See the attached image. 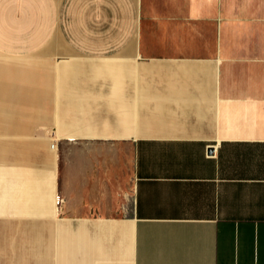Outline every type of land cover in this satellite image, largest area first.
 I'll list each match as a JSON object with an SVG mask.
<instances>
[{
  "label": "crops",
  "instance_id": "crops-1",
  "mask_svg": "<svg viewBox=\"0 0 264 264\" xmlns=\"http://www.w3.org/2000/svg\"><path fill=\"white\" fill-rule=\"evenodd\" d=\"M49 30L66 61H0V129L70 134L66 216L47 140H0V264H264V0H0V54Z\"/></svg>",
  "mask_w": 264,
  "mask_h": 264
},
{
  "label": "rangeland",
  "instance_id": "rangeland-1",
  "mask_svg": "<svg viewBox=\"0 0 264 264\" xmlns=\"http://www.w3.org/2000/svg\"><path fill=\"white\" fill-rule=\"evenodd\" d=\"M46 17L42 16L39 18V29L40 32L44 27H46ZM51 21H54V26H57V18L51 17ZM47 35V34H46ZM31 33L26 32L23 34V41L30 40ZM42 34L40 33V46L36 50H22L23 53L17 56H11L10 54H0V61L6 62H16L18 66L26 67L35 65L38 62H46L52 68L58 62L66 61V53H41V50L44 49V46L48 44V41L52 38L53 33L52 30H49V33L46 37L41 39ZM53 40H56L59 43L60 47L65 45V41L62 36L56 35ZM61 49V48H59ZM9 52V50H6ZM58 52V50H57ZM33 67V66H32ZM43 70V68L39 69ZM18 79V78H17ZM24 82V81H23ZM66 100V99H65ZM29 108V107H27ZM55 108L54 99L50 101L48 105L49 112L53 113ZM32 111L27 109L25 110L24 114L20 115V121L17 122L19 126H35L34 128H26V127H19V128H10V129H0V140H7V141H16L22 140L27 137H31L32 135L37 136L38 138H45L48 142V149L49 152H46L48 158L53 162L54 160V171L57 173V189L54 191V198L51 200L55 203V197L58 193L62 194L64 200L62 202L60 215L66 216V159L69 157L70 148L73 146L66 145V136H70V134L64 131L63 133L59 131L56 124L53 121L48 122L47 119L38 118L31 113ZM36 117L38 122H34L33 119ZM55 142L57 146L53 147L52 145ZM8 146V145H7ZM9 147V146H8ZM12 147L21 149V145H12ZM8 150V149H7ZM122 160L124 161V169L131 171V164H132V156H131V148L128 145L122 146ZM15 153V152H13ZM19 157L21 156L20 151L17 152ZM58 155V156H57ZM7 163L6 174L2 175L0 178V195L2 200L5 202H13L16 200V180H20V170L17 165L14 163ZM32 169V168H31ZM30 168L27 170L30 172ZM23 182V181H22ZM19 194L21 193V187H18ZM131 195H129V200H131ZM19 200H21V196H19ZM124 200H127V195L125 194Z\"/></svg>",
  "mask_w": 264,
  "mask_h": 264
},
{
  "label": "built area",
  "instance_id": "built-area-1",
  "mask_svg": "<svg viewBox=\"0 0 264 264\" xmlns=\"http://www.w3.org/2000/svg\"><path fill=\"white\" fill-rule=\"evenodd\" d=\"M54 144H55V142H53V146H54ZM63 200H64V197L62 196V194L58 193L56 195V202H57V204L58 205H61L62 202H63Z\"/></svg>",
  "mask_w": 264,
  "mask_h": 264
},
{
  "label": "bare ground",
  "instance_id": "bare-ground-1",
  "mask_svg": "<svg viewBox=\"0 0 264 264\" xmlns=\"http://www.w3.org/2000/svg\"><path fill=\"white\" fill-rule=\"evenodd\" d=\"M52 146H53V145H52ZM55 146H57V145H55V144H54V146H53V147H55ZM55 202H56V197H55ZM56 205H57L58 207H60V208H61V206H60V205H58V204H57V202H56Z\"/></svg>",
  "mask_w": 264,
  "mask_h": 264
}]
</instances>
